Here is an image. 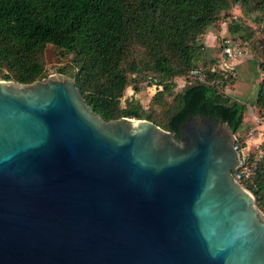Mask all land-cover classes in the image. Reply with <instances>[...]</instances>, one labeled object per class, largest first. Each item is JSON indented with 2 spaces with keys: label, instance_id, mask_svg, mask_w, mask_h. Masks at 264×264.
Instances as JSON below:
<instances>
[{
  "label": "water",
  "instance_id": "water-1",
  "mask_svg": "<svg viewBox=\"0 0 264 264\" xmlns=\"http://www.w3.org/2000/svg\"><path fill=\"white\" fill-rule=\"evenodd\" d=\"M227 121L105 120L75 78L0 80V264H264Z\"/></svg>",
  "mask_w": 264,
  "mask_h": 264
},
{
  "label": "trees",
  "instance_id": "trees-1",
  "mask_svg": "<svg viewBox=\"0 0 264 264\" xmlns=\"http://www.w3.org/2000/svg\"><path fill=\"white\" fill-rule=\"evenodd\" d=\"M237 5L254 13V22H264V0H0V80L27 84L46 78L53 72L47 70L45 53L53 45L72 56L74 70L56 71L75 78L88 104L105 120L147 119L179 138L181 125L201 113L227 121L242 142L248 103L225 90L229 80H236L217 62L208 68L197 65L201 37ZM247 31L238 21L229 26L232 37ZM259 54L264 74V48ZM145 71L160 80L153 104H164L166 96L181 90L178 79L195 82L175 94L174 104L160 115L132 98L123 102ZM252 104L264 115V76ZM261 141L259 134L248 149ZM242 183L264 212V156Z\"/></svg>",
  "mask_w": 264,
  "mask_h": 264
},
{
  "label": "rangeland",
  "instance_id": "rangeland-1",
  "mask_svg": "<svg viewBox=\"0 0 264 264\" xmlns=\"http://www.w3.org/2000/svg\"><path fill=\"white\" fill-rule=\"evenodd\" d=\"M254 16V13L245 12L241 5L233 7L228 15L223 14L219 22L201 37L200 44L203 45V49H201L202 55L197 61L198 67L201 68H208L217 62V67L226 69L224 71L228 72V75L234 77L236 80L235 82L229 80L225 90L227 94L235 99L245 100L248 103L245 117L247 127L241 131V136L243 137L242 143L247 149L249 141H254L259 135L254 133L256 135L251 136L254 118L263 114L256 105L252 104V101L257 97L259 83L264 76L258 64L260 59L259 52L264 48V22H254ZM232 21H238L248 28L243 37L240 35L236 37L231 36L229 26ZM225 48H230L234 54L231 61L227 58V62H222ZM71 57V55H64L63 50L49 45L45 53L47 70L56 73V69L66 67L67 71H74L71 68ZM153 74L151 71H145L140 78L138 77V81L134 80L133 87L138 86L140 90L135 92L133 87H129L123 97V102L126 99L132 98L134 102L139 101L145 109L151 108L156 114L163 115L167 111L168 106L174 104L175 94L182 91L187 85L194 84L195 82L192 77L188 78L189 81L184 80V82L178 79V89L181 90H174V94L166 96L164 104H153L151 100L154 95V87L148 86L146 83V78ZM246 138L249 141L247 140L245 143Z\"/></svg>",
  "mask_w": 264,
  "mask_h": 264
},
{
  "label": "built area",
  "instance_id": "built-area-1",
  "mask_svg": "<svg viewBox=\"0 0 264 264\" xmlns=\"http://www.w3.org/2000/svg\"><path fill=\"white\" fill-rule=\"evenodd\" d=\"M223 61L222 62H227L226 59H230V61L232 60V58L234 57L233 52L230 50V48H225L224 52H223ZM232 65V63H230ZM230 69V68H229ZM194 74H200V71H193ZM203 77V75H201V78ZM148 84V86H153L154 87V91L155 92L158 87L161 88L160 85V80L158 79L157 76L155 75H150L148 77V80L146 82ZM261 134L262 135V141L264 140V115L261 116H255L254 118V127L252 129V133L251 136L256 135V134ZM262 141L257 144L255 146V148L252 149H247V147H244L242 142L238 139L237 136V140H236V148L239 150L240 155H241V160L240 163L238 165V167L236 168V170H234V176L235 178L239 181V182H243L247 179H249L254 172L256 163L259 162V160L264 156V148L261 147V143ZM255 154L254 157L251 156V154ZM253 158V159H251ZM243 184V183H242Z\"/></svg>",
  "mask_w": 264,
  "mask_h": 264
}]
</instances>
